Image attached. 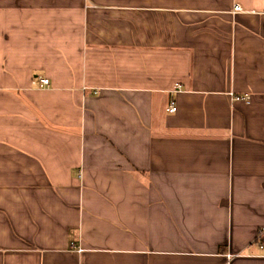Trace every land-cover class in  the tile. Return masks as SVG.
Masks as SVG:
<instances>
[{
  "label": "crops",
  "instance_id": "1",
  "mask_svg": "<svg viewBox=\"0 0 264 264\" xmlns=\"http://www.w3.org/2000/svg\"><path fill=\"white\" fill-rule=\"evenodd\" d=\"M261 228L264 0H0V264H264Z\"/></svg>",
  "mask_w": 264,
  "mask_h": 264
},
{
  "label": "built area",
  "instance_id": "2",
  "mask_svg": "<svg viewBox=\"0 0 264 264\" xmlns=\"http://www.w3.org/2000/svg\"><path fill=\"white\" fill-rule=\"evenodd\" d=\"M234 11L235 12H247V8L241 5H235L234 6ZM34 83H36V85L39 88H49L51 87V83H50V79L46 78V77H40L36 80H34ZM168 112L170 113H174L177 111V106L175 105L174 101L170 102V105L168 107ZM256 247L261 250L264 251V228H261L258 232V236L256 239V243H255ZM264 255V254H263Z\"/></svg>",
  "mask_w": 264,
  "mask_h": 264
},
{
  "label": "rangeland",
  "instance_id": "3",
  "mask_svg": "<svg viewBox=\"0 0 264 264\" xmlns=\"http://www.w3.org/2000/svg\"><path fill=\"white\" fill-rule=\"evenodd\" d=\"M36 112H37V115H38L39 119L42 120V121H44V122L46 123V120L44 119L42 113H40V112L37 111V110H36Z\"/></svg>",
  "mask_w": 264,
  "mask_h": 264
},
{
  "label": "bare ground",
  "instance_id": "4",
  "mask_svg": "<svg viewBox=\"0 0 264 264\" xmlns=\"http://www.w3.org/2000/svg\"><path fill=\"white\" fill-rule=\"evenodd\" d=\"M257 236H258V235H257ZM256 239H257V237H256ZM256 239L253 241L252 246H256V245H255V243H256Z\"/></svg>",
  "mask_w": 264,
  "mask_h": 264
}]
</instances>
